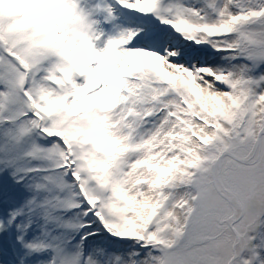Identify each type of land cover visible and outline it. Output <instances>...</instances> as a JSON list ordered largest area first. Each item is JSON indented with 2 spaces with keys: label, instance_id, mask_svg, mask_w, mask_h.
<instances>
[{
  "label": "snow or ice",
  "instance_id": "1",
  "mask_svg": "<svg viewBox=\"0 0 264 264\" xmlns=\"http://www.w3.org/2000/svg\"><path fill=\"white\" fill-rule=\"evenodd\" d=\"M0 264H264V0H0Z\"/></svg>",
  "mask_w": 264,
  "mask_h": 264
}]
</instances>
